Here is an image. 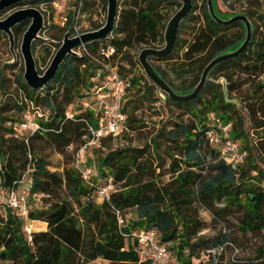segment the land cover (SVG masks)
I'll list each match as a JSON object with an SVG mask.
<instances>
[{
	"label": "trees",
	"instance_id": "16d2710c",
	"mask_svg": "<svg viewBox=\"0 0 264 264\" xmlns=\"http://www.w3.org/2000/svg\"><path fill=\"white\" fill-rule=\"evenodd\" d=\"M55 1L20 3L2 13L15 7H33ZM81 1L77 0V4ZM221 1L234 15H245L253 27L247 48L240 55L217 65L210 73V78L226 81V96L221 85L206 84L201 95L189 102H173L166 98L167 104L183 110L184 114L168 116L169 126L164 123L158 126L157 136L150 144L141 147L130 143L114 146L113 142L120 134L103 138L96 148H103L104 152L96 159L93 153L87 152L84 159V165L92 170L89 182L82 180L73 162L75 152L89 135L87 123H95L93 111L82 106L94 87L92 79L99 68L93 59H103L120 75L114 61L119 57L126 61L134 46L161 48L168 20L164 10L168 6L178 10L179 1L131 0L129 8L117 14L110 35L77 46L74 49L77 53L65 58L45 87L33 90L24 81L20 83L15 118L2 116L6 103H0L3 187L11 188L28 171L31 180L28 205L32 196H39L42 205L35 208L29 205L27 220L46 224L45 230H31L27 234L25 219L2 204V264H89L98 261L153 264L139 258V243L131 234L140 230H155L158 242L173 253L176 264H221L226 249L237 252V239L250 234L260 241L254 260L262 259L264 263V0ZM201 7L202 15L195 16L197 6L192 0L191 11L180 25L172 52L151 60V63L174 62L168 71L175 79H170L167 72L152 65L178 93L190 92L215 55L236 48L244 38L242 23H217L208 15L206 0H202ZM28 24L25 21L12 28L14 39L22 37ZM74 24V12L69 13L61 32L78 34L73 31ZM185 27L190 29L189 39L180 36ZM0 36L7 39L2 33ZM46 41L39 39L32 43L40 74L48 66L61 40L59 38L54 45H44L39 51L38 47ZM110 48L113 53L108 58L100 56L102 50ZM177 51L180 54L174 57ZM137 55L135 63L139 64ZM14 66L15 62L6 63L10 69ZM128 81V92L135 89L137 96L145 93L150 98L153 96L152 103L159 99L153 90L157 88L150 81L146 80L142 87L141 80L134 76ZM244 85L246 89L241 92ZM5 90V78L0 72V93L6 95ZM239 92L242 97L237 95L240 103L237 108L231 95ZM133 102L126 95L123 105L126 120L121 134L124 130L139 128L133 115L135 109L126 110ZM30 105L46 111L48 117L37 120L38 129L33 134H20L17 126ZM242 110L246 111L255 130L257 142L250 141L249 133L243 128L246 117ZM184 115L190 118H184ZM214 121L230 123L231 138L241 142V149L246 152L235 167L206 139L205 133ZM5 122H10L9 126H5ZM158 139L164 140L166 149L161 150ZM40 143L63 157L61 172L49 169L47 160L38 153ZM166 175L169 178L164 182L162 178ZM108 183L114 186L109 199L97 198L95 188ZM201 210L211 216L214 230L209 234L203 233L210 226L200 217ZM127 212L131 214L128 220L125 218ZM229 217L236 220L238 234L235 238L226 232L223 224Z\"/></svg>",
	"mask_w": 264,
	"mask_h": 264
},
{
	"label": "rangeland",
	"instance_id": "374dc122",
	"mask_svg": "<svg viewBox=\"0 0 264 264\" xmlns=\"http://www.w3.org/2000/svg\"><path fill=\"white\" fill-rule=\"evenodd\" d=\"M197 10L195 11V16H201L203 8L201 7L202 0H195ZM131 4V0H118V15L121 11L129 8ZM212 5L214 8V11L216 15L221 18L222 20H227L228 18L234 16V14L224 7L221 0H212ZM30 6H23V7H15L11 10H8L4 13H0V20L4 19L8 14L11 12L26 8ZM34 8L38 9L41 14L43 15L44 19V29L40 33L41 39L47 40L45 44H41L40 47H38V50L41 51L42 47L44 45H54L59 42V38L62 41L63 35L65 33L61 32L60 28L64 26L65 20L69 13L74 12L75 16V24L73 25V31L74 33H84L87 31L94 30L97 26H102L105 22L106 17V0H82L77 4V0H58L57 6H54L53 4H37L33 6ZM177 11V9L167 7L164 10L165 17L169 18ZM167 20V21H168ZM195 21V20H194ZM167 23V22H166ZM193 23V21H191ZM190 23V26L192 24ZM99 27V28H100ZM96 30V29H95ZM164 31V30H163ZM3 34V33H2ZM4 35V34H3ZM72 37L73 35L70 34ZM75 36V35H74ZM181 38L189 39L190 36V29L185 27L182 33L180 34ZM21 37L14 39V52L16 54L15 57V66L13 69H10L6 67V63L9 61L12 62L13 56L9 52L8 49V42L7 39L3 36H0V72H2L4 78H5V87H6V95L0 93V103L4 101L6 103V106L3 108L2 116L4 117H14L18 114L17 107H16V100L19 98V92H20V83L24 81L23 79V60L20 55L19 51V45H20ZM60 41V44H61ZM157 46H160V43L156 44ZM164 45V44H163ZM162 45V47H163ZM142 45H137L131 48L128 52V57L126 58V61H121V58H117L114 61V64H116L119 67L120 75L123 76L125 79H130L132 76L140 79V85L143 86L144 83H146V80L149 81L145 74L143 73L141 67L139 64L135 63L136 55L139 53L141 49H143ZM51 51H54V47H51ZM180 53L177 51L175 53L174 57H177ZM172 62V61H171ZM159 62V61H152V64L154 66L159 67L163 71L167 72L170 79H175V76L173 73L169 72V68L171 67L174 62ZM120 67H123L124 69L120 70ZM142 75L144 76L142 79ZM188 78V77H187ZM186 78V79H187ZM264 79V77H263ZM156 88V87H155ZM246 89V85H244L241 89V92ZM155 92H157V89H153ZM136 91L135 89H131L128 94L127 98L133 99V103H129L127 105V109H130L131 107L135 109L134 117L136 119V125L139 127L135 131H131L130 129L124 130L123 133L116 137V139L113 142L114 146H123L128 143H130L133 146L141 147L145 144H150V141L153 140L157 136V130L158 126L161 124H165L167 127L169 124L168 116H175L179 114H184L183 110L176 108L174 106H171L166 103V100L162 99L159 95V99H157L156 102L152 103L150 99L153 97H149L148 94H141L140 96L135 95ZM240 94V95H239ZM239 95L242 97L241 93H235L232 94V102L237 104V108H240V103L237 96ZM206 97H208V94H205ZM237 96V97H236ZM93 97H89L86 99L93 108H95V104L92 103ZM40 108H43L42 105L39 106ZM243 115L246 117V111L242 110ZM15 115V116H13ZM182 117V116H181ZM184 118H190L188 115H184ZM211 117V116H209ZM10 122H5V126H9ZM243 128L249 133L250 141L257 142L255 140V130L252 127L250 121L246 117V120L243 123ZM4 133V132H2ZM161 150L166 149L167 144L164 142L163 139H158ZM240 146H241V142ZM38 153L42 155L47 162L49 163V169L51 171H57L61 172L62 164H63V157L54 152L50 147H48L45 144H38ZM105 149L103 148H90L88 153H93L95 159L97 156L101 155L102 152H104ZM160 150V151H161ZM169 176L166 175L162 179L164 182L168 180ZM29 205L30 208L39 207L42 205V202L40 201L39 196H32L29 199ZM2 204L0 203V208ZM131 214L130 212H127L125 214L126 220L130 218ZM200 217L208 226H210V229H206L203 231L204 234H209L210 232H213L214 228L212 227L211 216L207 211H200ZM26 224L31 225L32 231H41L40 230V224H36V222L31 223L26 221ZM36 224V225H35ZM226 232L232 237L235 238L238 234V230L236 227V220L233 217H229L225 223H223ZM260 245V241L258 238H255L251 236L250 234H247L245 236H242L241 238L237 239V243L235 244V247L237 248V252L232 250L231 248H227L225 251V254L222 256V262L221 264H264L262 263V259L254 260L255 256V250ZM235 252V253H234ZM171 253V252H170ZM172 259L175 261V257L173 253H171ZM0 264H2L0 262ZM89 264H107L104 262H91Z\"/></svg>",
	"mask_w": 264,
	"mask_h": 264
},
{
	"label": "built area",
	"instance_id": "2783aa9c",
	"mask_svg": "<svg viewBox=\"0 0 264 264\" xmlns=\"http://www.w3.org/2000/svg\"><path fill=\"white\" fill-rule=\"evenodd\" d=\"M57 1L53 3L54 6H57ZM74 53L77 52L74 50ZM112 53L113 49L110 48L102 50L100 56L108 58ZM93 61L99 66L92 79L95 84L89 95V97H93L92 103L95 104V108L86 100L82 103V106L93 111L95 123H87L89 135L85 138L86 141L75 152L73 162L75 169L80 173L84 182H89L92 175L91 168L84 165L86 153L90 148L99 147V143L103 138L119 135L124 129L126 114L123 112V105L130 88L129 81L121 77L103 59L97 57ZM22 117V122L18 124L17 131L20 134H33L38 129L37 120H46L48 113L30 105ZM230 131V123L224 124L214 121L211 124V128L205 133V136L209 145L219 149L222 157L235 167L241 163L246 156V152L241 149L239 141L231 138ZM113 189L114 186L108 183L104 186L96 187L94 193L97 198L108 200ZM30 191L31 180L28 176V171L8 189L3 187V180L0 174V203L16 211L25 221H28V198L31 196ZM119 223H121V220H119ZM25 231L27 234L31 232V228L27 224L25 225ZM131 235L139 243L138 254L141 261H151L153 264H176L167 246L158 242V234L155 230L134 231Z\"/></svg>",
	"mask_w": 264,
	"mask_h": 264
},
{
	"label": "water",
	"instance_id": "95a60500",
	"mask_svg": "<svg viewBox=\"0 0 264 264\" xmlns=\"http://www.w3.org/2000/svg\"><path fill=\"white\" fill-rule=\"evenodd\" d=\"M45 0H0V13L7 10L11 6L20 3H38ZM180 2V8L169 18L163 32V47L159 49L143 48L137 55V61L145 74L146 78L157 88L158 95L166 100L173 102H189L199 97L206 84L221 85L226 96V81L223 78L214 80L210 78L211 71L220 63L240 55L248 46L253 27L249 19L245 15H234L227 20L219 18L213 8L212 0H206L207 12L209 17L217 23L240 22L244 28V38L240 44L232 49L222 51L203 69L197 85L187 93H178L172 89L158 74L153 67L151 60L166 57L173 50L180 25L187 18L192 8V0H177ZM118 14V0H106V17L104 24L92 31H87L75 36H70L68 32L63 35L60 46L55 51L46 69L40 74L36 68L35 59L32 53V43L41 39L40 33L44 29V19L41 12L34 7H26L15 10L8 14L4 19L0 20V33H3L9 43V51L13 56L12 62L15 61L16 54L14 52V36L12 28L19 23L28 21L29 24L24 31L19 51L23 60V79L25 84L33 89H40L51 82L56 75L59 67L67 56L74 54V49L90 40H102L107 38L112 32Z\"/></svg>",
	"mask_w": 264,
	"mask_h": 264
},
{
	"label": "crops",
	"instance_id": "0c3cea01",
	"mask_svg": "<svg viewBox=\"0 0 264 264\" xmlns=\"http://www.w3.org/2000/svg\"><path fill=\"white\" fill-rule=\"evenodd\" d=\"M29 221V220H28ZM27 221V222H28ZM30 223H31V221H29ZM32 222H36V224L38 225V224H40V230H45L46 229V224L45 223H43V222H40V221H32ZM35 224V225H36ZM28 225V224H27ZM30 226V228H31V225H29Z\"/></svg>",
	"mask_w": 264,
	"mask_h": 264
}]
</instances>
